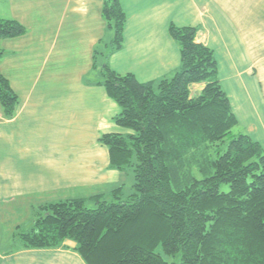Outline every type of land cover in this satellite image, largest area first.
I'll return each instance as SVG.
<instances>
[{
    "label": "crops",
    "instance_id": "obj_1",
    "mask_svg": "<svg viewBox=\"0 0 264 264\" xmlns=\"http://www.w3.org/2000/svg\"><path fill=\"white\" fill-rule=\"evenodd\" d=\"M120 2L125 44L109 58L111 69L140 83L169 77L181 65L170 26L197 28V42L214 52L239 128L264 151V0ZM104 4L0 0V18L25 30L0 42V73L19 100L13 118L0 106V216L26 217L17 218L16 231L29 230L44 205L107 195L122 184L123 173L109 167V151L100 142L104 135L130 133L115 123L121 108L94 68L95 50L113 39ZM0 264L86 262L73 241L25 249L7 239L0 241Z\"/></svg>",
    "mask_w": 264,
    "mask_h": 264
},
{
    "label": "trees",
    "instance_id": "obj_2",
    "mask_svg": "<svg viewBox=\"0 0 264 264\" xmlns=\"http://www.w3.org/2000/svg\"><path fill=\"white\" fill-rule=\"evenodd\" d=\"M102 16L113 39L95 50L94 68L121 108L115 123L130 133L100 142L111 169L132 170V189L122 183L107 195L44 205L15 239L25 249L73 241L86 264H264V151L241 132L214 52L197 42V28L171 25L179 70L140 83L108 63L125 44L120 0H105ZM24 33L16 21L0 18V42ZM2 56L0 48V62ZM194 85L203 88L194 92ZM18 103L0 73L6 117H14ZM233 131L237 136L223 148Z\"/></svg>",
    "mask_w": 264,
    "mask_h": 264
},
{
    "label": "rangeland",
    "instance_id": "obj_3",
    "mask_svg": "<svg viewBox=\"0 0 264 264\" xmlns=\"http://www.w3.org/2000/svg\"><path fill=\"white\" fill-rule=\"evenodd\" d=\"M236 132L238 133L240 131L237 130ZM236 132L233 131L232 135L229 136L226 139L225 144L222 146L223 148L226 147L227 142H229L230 140H232L234 137L237 136V133ZM131 171L132 170H130L129 172H127L128 175L123 173L124 178H123L122 183L126 186V188H127L128 191H130V189H132V185L134 183V176H133V173ZM17 218H26V217H19V216H13V217H11V216H0V241L1 240L4 241V240H7V239L8 240H14L15 239L13 236L16 233L20 232V230H17L16 231L15 224H17L18 221H19V220H17Z\"/></svg>",
    "mask_w": 264,
    "mask_h": 264
}]
</instances>
